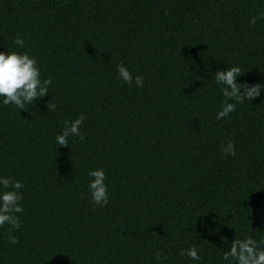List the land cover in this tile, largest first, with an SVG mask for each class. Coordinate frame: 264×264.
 I'll use <instances>...</instances> for the list:
<instances>
[{
    "label": "trees",
    "instance_id": "16d2710c",
    "mask_svg": "<svg viewBox=\"0 0 264 264\" xmlns=\"http://www.w3.org/2000/svg\"><path fill=\"white\" fill-rule=\"evenodd\" d=\"M260 11L264 0H0V51L29 52L52 78L28 109L0 105V174L24 184L0 264H154L158 250L164 264H227L221 237H264V90L217 120L211 77L239 65L238 82L264 88ZM119 63L144 86L120 80ZM80 114L83 139L54 149ZM100 167L110 203L93 207L87 171ZM193 244L198 262L179 255Z\"/></svg>",
    "mask_w": 264,
    "mask_h": 264
},
{
    "label": "clouds",
    "instance_id": "9594fccd",
    "mask_svg": "<svg viewBox=\"0 0 264 264\" xmlns=\"http://www.w3.org/2000/svg\"><path fill=\"white\" fill-rule=\"evenodd\" d=\"M258 20H264V11L252 16L249 23L255 25ZM13 43L23 49L25 39L18 35L14 38ZM116 68L117 76L123 82L128 85H132L134 82L138 88L144 86L145 81L142 74L133 76L123 63L117 64ZM243 72L239 65L230 66L228 64L226 68H218L214 74H211L214 83L219 87L220 94L225 98L215 113L217 120L229 116L230 113L237 110L239 104H243L246 100L251 101L264 90L260 84L249 85L238 82L237 77ZM51 85L52 78L50 76L42 78L36 56L27 51H10L9 49L6 52L0 51V105L14 106L19 112L22 109H28L30 105L48 95ZM49 101L46 103V107L49 111H53L56 105ZM84 120V114H80L72 120H65L63 128L54 137V149L56 146H70V137L82 140L81 125ZM222 151L225 155L236 156V147L231 140L222 146ZM87 177L92 206L104 207L108 205L110 193L104 168L89 169ZM23 188L22 181L0 174V227L8 225L7 241L13 245L18 243V237L13 234V230L19 229L22 223L18 214L24 211V207L20 203L23 200ZM221 240L229 245L221 257L227 264H264V237L256 239L251 234H247L243 238L235 236L229 241L227 237H221ZM179 255L187 257L193 262L201 260V250L194 244L187 248H181ZM167 259L166 252L162 253L158 250L153 254L154 264H164Z\"/></svg>",
    "mask_w": 264,
    "mask_h": 264
}]
</instances>
